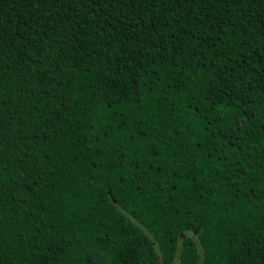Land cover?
I'll list each match as a JSON object with an SVG mask.
<instances>
[{
    "label": "trees",
    "instance_id": "16d2710c",
    "mask_svg": "<svg viewBox=\"0 0 264 264\" xmlns=\"http://www.w3.org/2000/svg\"><path fill=\"white\" fill-rule=\"evenodd\" d=\"M0 133V264H264V0H0Z\"/></svg>",
    "mask_w": 264,
    "mask_h": 264
},
{
    "label": "snow or ice",
    "instance_id": "6c2138e0",
    "mask_svg": "<svg viewBox=\"0 0 264 264\" xmlns=\"http://www.w3.org/2000/svg\"><path fill=\"white\" fill-rule=\"evenodd\" d=\"M68 2H69V4L71 5V3H72V0H68ZM78 2H79V4L81 5V6H84L85 4H90L91 2H92V0H78ZM91 13H86L85 14V19L87 18V16L88 15H90ZM80 27H82V22H80L79 21V19H78V23L77 24H75V25H73V30H74V33L75 34H82V33H79L78 32V29L80 28ZM0 135H2V133H0Z\"/></svg>",
    "mask_w": 264,
    "mask_h": 264
}]
</instances>
